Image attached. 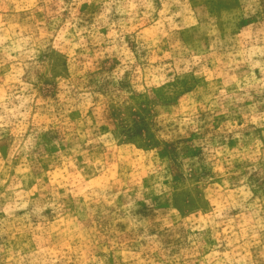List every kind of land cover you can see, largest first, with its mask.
Here are the masks:
<instances>
[{"label": "clouds", "instance_id": "9594fccd", "mask_svg": "<svg viewBox=\"0 0 264 264\" xmlns=\"http://www.w3.org/2000/svg\"><path fill=\"white\" fill-rule=\"evenodd\" d=\"M228 2L0 0V264H264V0Z\"/></svg>", "mask_w": 264, "mask_h": 264}, {"label": "rangeland", "instance_id": "374dc122", "mask_svg": "<svg viewBox=\"0 0 264 264\" xmlns=\"http://www.w3.org/2000/svg\"><path fill=\"white\" fill-rule=\"evenodd\" d=\"M194 4L199 5L203 4L207 9L209 14L219 13L221 10L234 8L236 5L234 3H229L228 0H194ZM184 39L186 41L191 40V34H185ZM181 84L185 87L188 86L187 81H182ZM145 126L141 125V127H137L133 129V132L139 133L144 130ZM140 139H144L143 137H138ZM148 139H151V136L149 135ZM167 154V149H166ZM250 180L252 183H254L257 186V189L261 186V178L259 175L254 174L252 177H250ZM144 211V209H142Z\"/></svg>", "mask_w": 264, "mask_h": 264}]
</instances>
